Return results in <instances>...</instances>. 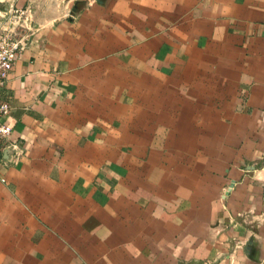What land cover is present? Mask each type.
Masks as SVG:
<instances>
[{"label": "crops", "instance_id": "1", "mask_svg": "<svg viewBox=\"0 0 264 264\" xmlns=\"http://www.w3.org/2000/svg\"><path fill=\"white\" fill-rule=\"evenodd\" d=\"M0 264H264V0H0Z\"/></svg>", "mask_w": 264, "mask_h": 264}, {"label": "built area", "instance_id": "2", "mask_svg": "<svg viewBox=\"0 0 264 264\" xmlns=\"http://www.w3.org/2000/svg\"><path fill=\"white\" fill-rule=\"evenodd\" d=\"M6 14L7 25L0 30V138H6L12 133V127L4 121L11 109L9 98L4 92L6 78L13 63L34 36L28 7H14Z\"/></svg>", "mask_w": 264, "mask_h": 264}, {"label": "rangeland", "instance_id": "3", "mask_svg": "<svg viewBox=\"0 0 264 264\" xmlns=\"http://www.w3.org/2000/svg\"><path fill=\"white\" fill-rule=\"evenodd\" d=\"M7 12L3 11V13H0V30L7 25L8 22V17H7Z\"/></svg>", "mask_w": 264, "mask_h": 264}]
</instances>
